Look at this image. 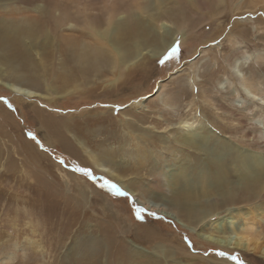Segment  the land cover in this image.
I'll list each match as a JSON object with an SVG mask.
<instances>
[{
    "label": "rangeland",
    "instance_id": "374dc122",
    "mask_svg": "<svg viewBox=\"0 0 264 264\" xmlns=\"http://www.w3.org/2000/svg\"><path fill=\"white\" fill-rule=\"evenodd\" d=\"M75 1H67L70 5L66 10L61 9V4L58 5L60 0H56L55 14L67 11L77 21L74 22V31H67L65 28L68 26L63 25L59 34L71 32L76 37L83 29L79 23L82 15L78 4L81 2L84 10L86 0ZM91 2L87 0L88 14L105 17L102 0ZM42 3L0 0V11L5 6L7 9L0 15L8 13V10L16 13L26 11L25 15L37 14L36 4ZM162 3L164 7H179L176 0ZM191 4L186 9V16L175 12L158 18V23H166L165 30L158 29L159 26L154 25L155 20L150 23L156 34L159 31L176 33L177 37L180 34L173 47L176 49L174 53L172 50L165 56H154L153 48H150L153 46L147 45L135 66L131 64L125 68L123 65L127 76L120 81L113 76L114 71H109L100 79L93 76L87 82L79 81L81 87L71 93L67 91L73 89L72 85L67 93L61 89L57 92L47 90L41 79L44 74L42 67H36L40 64L41 48L30 49L26 53L20 41L12 46L0 45V76L3 80L53 97L48 100L28 98L0 85V231L3 234L0 242L10 239L6 242L16 245L11 250L14 257L11 264H122L124 250L133 255L127 264H150L153 257L160 264H264V254L260 251H228L202 238L199 233L206 231L207 224L198 218L201 214L180 212L174 204L183 198L178 195L183 188L172 183L175 175L178 172L183 175L184 172L186 183L194 185L203 166L190 156L200 150L182 151L179 145L169 142L182 130L181 127L171 128V120L190 118L189 122L198 127L195 138L203 140L199 142L203 143L205 150L214 146L216 159L243 153L242 132H249L257 138L264 133V113L260 108L264 103V39L260 38L264 33V4L256 11H247L246 8L234 10V6L232 10H226L227 3L216 2L210 7L216 8V12L208 10L209 5L203 0ZM156 8L155 3L150 7L153 12ZM211 11L213 16L216 14L213 18H209ZM121 13L125 12H117L114 16ZM141 14L146 21L152 13L147 12L146 15V9H143ZM184 33L189 37L183 41ZM91 40H96V37L93 35ZM231 42L237 47L234 51L228 49ZM106 47L110 48V45ZM156 49L153 53L157 52ZM61 56V53L55 55V65L59 66ZM237 59L246 63H241L233 78L224 72V68ZM212 68L219 70L214 73ZM47 76L51 78L53 75ZM244 79L245 82L242 81ZM240 82L246 88L249 86L256 95H248ZM218 99L223 103L222 108L216 104ZM139 101H142L140 107ZM47 119L56 125L59 123L62 132L57 133L56 128L46 125ZM227 123L236 124L239 128L220 127ZM64 136L68 143L61 139ZM22 138L41 156H46L39 166L32 160L33 163L29 164V160L24 158L29 156L24 155L20 147ZM81 139L84 146L94 153L107 149L105 154L114 162L109 167L114 169L117 179L102 174L92 165L81 146ZM137 147L148 151L147 154L142 153L143 159L128 155ZM260 150L263 152L258 155L256 152ZM249 152L244 157L249 160L252 170L258 166L264 169V146L250 147ZM200 153L205 155V151ZM208 159H212V155H205L203 162ZM189 168L193 170L188 177ZM42 177L48 180L43 187L40 184ZM235 179L239 182V177ZM111 184L118 186L120 193L113 190ZM125 185L143 203L134 198ZM196 193L191 201L197 211L204 208L203 202L215 197L211 193L201 195L200 190ZM250 200L252 202L247 204L238 201L240 213H235V216L226 212L208 221H216L223 227L226 215L230 214L234 228L244 229L245 223L253 222L247 214H251L254 208L257 210L262 203L255 193L250 195ZM161 208L175 213L189 228L161 213ZM106 225L114 229L118 242L105 237ZM16 227L24 228L20 233ZM143 228L153 231L156 236H141ZM260 229L255 225L252 235L259 237ZM261 237L264 240V235ZM22 243H30L27 246L30 250ZM222 258L226 261L223 262Z\"/></svg>",
    "mask_w": 264,
    "mask_h": 264
},
{
    "label": "bare ground",
    "instance_id": "6f19581e",
    "mask_svg": "<svg viewBox=\"0 0 264 264\" xmlns=\"http://www.w3.org/2000/svg\"><path fill=\"white\" fill-rule=\"evenodd\" d=\"M16 1H20L25 4L34 3L35 1H42L43 3L40 5L36 4L37 14L33 13L31 15H25L26 11L16 13L13 10L11 11L8 10V13H5V14L2 13L3 16L0 15V45L12 46L13 44H17L20 41V42H23L26 53H29L28 50L30 49H35L37 47L39 49L41 48L43 51L39 52L41 54L40 64L38 65L36 64V67L37 66L42 67L44 74L42 75L41 79L46 84L47 90L49 91L56 90L55 92H57V90L61 89L63 93H65L67 89L69 88V86L72 85L73 89H70L67 91L71 93V92L77 91L78 87H81V85L79 84V81L87 82V80L93 76L99 77L100 79L102 76L105 77L107 73H110L109 71L111 72L114 71L112 73L113 76L118 77L117 79L118 81H120L122 77L127 76V73L123 68V65H125V68L131 64L135 66V64L138 63V60L140 59L141 55L144 54V49H145L144 47L147 45L153 46V47H150V46L149 47L151 49L153 48L151 51L154 56H159L162 54H164L165 56V54L166 55L169 54V52H171L173 50V47L175 46L176 39L180 38L179 37L180 34L177 37L175 36L176 33L170 34L171 32H168V31L160 32L159 30H158L159 32H157L156 34L155 32H153V29L155 28H152L150 26V23L153 20H155L154 25L159 26L158 29L160 30H162V28L165 30L166 28L164 27L165 26L164 24L166 23L164 22L158 23L159 21L158 18H161L164 15H169L170 13L171 15H174L175 12L176 13L180 12L182 15L186 16L187 7L189 5L192 6L191 3H196L199 0H188L189 3L187 2V0H176L179 3V7H175L172 5L169 7L168 6L164 7L162 2H164L165 0H157V2L155 0H152L151 2H149V0H122L121 2H118V0H102L103 9L105 10V17L99 16L97 14H92V15L91 13L88 14V9H87L88 6H87V0H86V4H84L85 5L84 10L81 7L82 6L81 2L78 4V7H79L78 11L82 15L80 16L81 20H79V23H82L83 29L77 35H75L76 37H74V35H72L71 32L60 33V34L58 33V31L61 29L63 25L68 26L67 28H65L67 31L68 30L74 31L73 27L76 26L74 22L77 23V21L67 11L61 12L59 10L61 13L57 12L58 15H56L54 12V8H55L54 6L57 3L56 0H16ZM67 1L60 0L58 5L61 4L60 6L61 9L62 8H65L66 10L69 9L70 3ZM203 1H206V3L209 5L208 6L209 8L207 7L208 10H212L213 12H216V8L212 7L210 9V7L214 5L216 2H218V4L220 2L222 3L224 2L225 4L227 3V6L225 7L226 10L227 9L232 10L234 6V10L236 9L242 10L246 8L247 11H256L260 5L264 4V0H252L253 1L252 3H250L251 0H203ZM94 2L95 0H92L91 3H94ZM153 3H155L157 6L156 8L157 11L154 9L155 10L154 12L150 9ZM160 4L162 5L160 6ZM5 7H3L1 11L7 10V9H4ZM143 9H146V15H147V12L152 13L150 16H147L146 21L143 18L144 15L141 14ZM212 11H211V16H209V18L210 17L213 18L216 15L215 14L213 16ZM117 12H125V13L119 14L118 17L114 16ZM218 13H221V11H219ZM93 35L96 37V40L94 41L91 40V37ZM187 36L188 34L184 33L181 39L184 41L185 38H187ZM109 38H111V40ZM260 38L264 39V33L260 34ZM108 40L112 41V43L109 42ZM106 45L108 46L110 45V48H107ZM155 48H157L156 49L157 52L153 53V51H155ZM236 48L237 47L235 46L233 42L229 44L228 49L230 51H234ZM58 53L59 54L61 53V55L63 56V57L61 56L62 58H61L60 63L58 62L59 66L55 65V63L53 62L55 55ZM46 62H48V64ZM241 63L245 64L246 61L244 60L242 61V59L234 60L231 66H228V67L226 66L224 68V72H226V74L228 75L230 74L234 78L235 77L234 72L239 71L238 69L242 66ZM49 70H50V73H48ZM51 70L53 71V73L51 72ZM218 70L219 68L216 71L213 69L211 72L215 73ZM47 75H53V76L49 78ZM242 81L245 82L246 79ZM239 84H242V82H240ZM0 85L24 97H28V98L39 97L40 99H44V100L53 99V97H50L46 93H40V92L38 93L34 90L23 87L19 83H16V82L12 83L9 81H5L2 79V76H0ZM243 85L244 83L242 84V88L244 89L245 92L248 93V95L249 94L256 95L255 91H251L252 89L250 90L248 85H247L248 88H246V86H243ZM203 89H205V92L207 91L206 88H203ZM241 91L244 92L243 90ZM198 92L200 91L198 90ZM211 98H208V99L211 100ZM197 99L198 98L195 97V100ZM193 102L194 101H192L191 103ZM138 104H139L138 107H140L142 105V101H139ZM216 104L218 107L223 106V103L219 99L216 100ZM192 108H193V105H192ZM260 108H261L262 113H264V103L261 104ZM220 115L221 114H219V116ZM164 119L167 120L166 118ZM189 119L190 118L182 117L180 119L170 121L169 124L171 128L181 127L182 130L178 131L180 132V134L177 132L179 135H177L176 138L175 137L174 139L170 138L169 142L172 141L173 143H176L177 145H179L182 151L188 150L191 148L198 149V151L200 150L198 153L196 151L192 152L190 156L194 158L195 162H198V165L203 166V169H202L203 171L200 172L199 178L197 180L196 179L194 180L195 181L194 185H192L191 182L186 183L187 180L185 181L183 177L187 175H185L184 172H183V175H182V172L181 173L178 172V175L177 174L175 175L173 182H172L173 185L177 188H183L178 193V195H181L183 198L181 200L179 198V202L174 203L176 204L175 207H177L180 210V212L182 211L183 213L185 212L189 215H197L198 212L201 214V216L199 215L198 218H201L200 219L201 222H206L207 224L204 228V230L206 231L199 233V235L202 238L209 240L223 247V249H226L228 251L242 249L245 251L247 250V251H252V252L260 251L264 254V240H261L262 238L261 235H264V169H262L261 166L260 167L258 166L252 170V168L250 167L249 160H247L244 157L246 156L245 155L246 152L250 151V147H255V146L257 147L259 145L261 148V146H264V133L261 134L259 138H257V136L254 134H248L249 132L248 133L242 132V134L240 135H241V141H242L241 143H243L241 144L243 153H235V155L232 154L230 157L225 156V157H219L218 159H216L214 158L216 156L213 155V152L216 148L214 146H211V148L208 150L204 149L203 143L201 144L199 142V141L203 142V140L195 138V132L198 129V127H194V124L192 122H189ZM48 120L49 119H47L46 121V125L50 126L51 129H52V126L56 128L55 132L57 133L62 132V127L59 123H57L56 125V122H52ZM42 122L44 121L42 120ZM220 127H223L224 129H232V128L236 129L238 125L235 124L234 126L232 124L227 123V124L220 125ZM200 128L202 127H199V129ZM61 139L64 140L65 143L69 142L66 139V136H64ZM20 144H21L20 147L22 148L23 153H25L24 155H28L31 158L29 159V157L24 156V158H27L29 160L28 162L29 164H32L34 162L38 165L39 162L41 163L43 162L44 155L41 156L42 154H40L38 150L32 147L33 145L31 146L28 141L22 138V142ZM81 146L84 149V152L86 153L88 157V160L92 163V165L96 169H98L104 175L110 176L112 178L115 177L114 179H117L118 175L116 174L114 169L111 170V168L109 167L114 162L111 156H107L105 154L107 149L103 150L102 153H98V152L94 153L88 147L84 146L82 139H81ZM136 146H138V143H136ZM201 151H205V155H212V159H208L207 162H203L205 155L204 153L201 154L200 153ZM109 152H111V150H109ZM147 152L148 151L145 148L137 147L136 149H133V151H129L128 155H130L132 158H136V156L142 158L141 156L142 153L147 154ZM262 152L263 150H260L259 152H256V153L260 155ZM31 160L33 161L32 163H31ZM155 164H157V162H155ZM191 170H193V168H189L188 177H189V173L192 172ZM41 171L45 172L43 170ZM252 172L254 174H252ZM236 177H239V182H236V179H235ZM39 180H40V177H39ZM118 181L123 184V182H121L122 180H120L119 178H118ZM45 183H48V180L47 179L44 180L42 177L40 181L41 186ZM34 187L36 188V186ZM125 187H127L128 191L132 193L134 198L140 201L137 195L134 194L135 192L133 193V191H131L128 186L125 185ZM198 190H200L201 195L202 193L215 194V197H212L211 201L203 202V204L206 207L204 206V208L200 211H197L198 208L195 209L194 205L192 204L193 200L191 199V197L197 194L196 191ZM252 193H255L256 197L259 198L262 203L259 204V207L257 210L254 208L251 211L252 212L251 214L248 212L249 215L247 214V217H250L253 220V222L245 223L246 227L244 229L240 230L238 228L239 229L238 230L234 228L233 226L234 222L232 220L233 217L231 218L230 214L226 215L227 218H226V221L223 227L218 226L216 221L214 222L208 221L209 218L219 217L223 213H226V212L232 213L233 216H235V213L237 214L240 213L238 210L239 205H240L238 204V201H241L242 204H247L249 202H252L250 200V195ZM82 195H85V194H82ZM198 196H200V194H198ZM160 211L161 213L176 219L181 224H183V226H186L187 228H189L188 225L184 223L183 220L179 216H177L175 213L167 211L163 208H161ZM119 225L120 224H118V226ZM255 225H258L261 227L260 229L261 231L258 234L259 237H255L252 235L254 233H251V230H253ZM23 228L18 227L17 229L20 232V230ZM104 230L106 232V236H105L106 238L114 239L116 242H118L117 241L118 239H115L116 234L113 231L114 229L111 230V227L110 226L108 227L106 225L104 227ZM142 231H143V234H141V236H144V237L147 236V238L148 237L150 238V236L153 235V231L146 230V228L145 229L143 228ZM144 231H147V233ZM20 233H19V236H21ZM153 236H156V235H153ZM2 238H3V234H2V231H0V241ZM158 239L160 240V238ZM9 240H6V241H9ZM6 241L0 242V264H11L14 261V257H13L11 250L15 244L7 243ZM23 244L24 243H22V245ZM35 244L37 243L35 242ZM28 245L24 244V247L29 249L30 247L28 248L27 247ZM40 246H42L41 243H40ZM130 254L131 253H129L126 250L122 252V255H121L122 261H123L122 264H127V262L129 261V258L133 256ZM153 258H150L152 259V261H149L150 264H160L159 260L157 259L153 260ZM223 259L224 258H222V261L225 262L226 260H223ZM219 262L220 261L217 260V263Z\"/></svg>",
    "mask_w": 264,
    "mask_h": 264
},
{
    "label": "snow or ice",
    "instance_id": "6c2138e0",
    "mask_svg": "<svg viewBox=\"0 0 264 264\" xmlns=\"http://www.w3.org/2000/svg\"><path fill=\"white\" fill-rule=\"evenodd\" d=\"M176 51V49H173V53ZM82 171H86V170H83ZM110 187L115 190L117 193H120V189L118 188V186H116L115 184H111ZM142 218V217H140ZM221 255H223V253H221Z\"/></svg>",
    "mask_w": 264,
    "mask_h": 264
},
{
    "label": "water",
    "instance_id": "95a60500",
    "mask_svg": "<svg viewBox=\"0 0 264 264\" xmlns=\"http://www.w3.org/2000/svg\"><path fill=\"white\" fill-rule=\"evenodd\" d=\"M19 82H22V81H20V80H18Z\"/></svg>",
    "mask_w": 264,
    "mask_h": 264
}]
</instances>
